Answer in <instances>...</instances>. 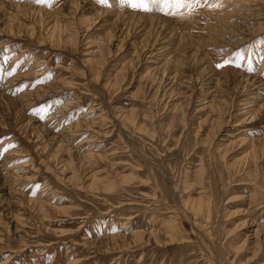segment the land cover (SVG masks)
<instances>
[{
  "label": "rangeland",
  "instance_id": "1",
  "mask_svg": "<svg viewBox=\"0 0 264 264\" xmlns=\"http://www.w3.org/2000/svg\"><path fill=\"white\" fill-rule=\"evenodd\" d=\"M72 1L0 6V264H264V0Z\"/></svg>",
  "mask_w": 264,
  "mask_h": 264
},
{
  "label": "bare ground",
  "instance_id": "2",
  "mask_svg": "<svg viewBox=\"0 0 264 264\" xmlns=\"http://www.w3.org/2000/svg\"><path fill=\"white\" fill-rule=\"evenodd\" d=\"M79 1H81V0H73L72 1V3H73V5H74V7L76 8H78L79 7ZM229 1V0H228ZM256 1H259V0H251L250 2H247V4L248 5H251V6H255V7H258V5H259V2H256ZM14 2H16V0H8V3H5V2H0V6H8V7H10L11 9H15L16 11H20V13H21V11H24V13H26V12H28V6L26 5V6H24V5H18V4H12V3H14ZM250 3V4H249ZM71 9V8H70ZM260 9V8H259ZM8 10H10V9H8ZM256 10H258V8L256 9ZM256 10H254V11H256ZM254 11H251V12H254ZM39 12H42L40 9H39ZM60 12V11H59ZM105 12V11H104ZM258 12V11H257ZM23 13V15L25 16V14ZM27 14V13H26ZM254 14H256V13H254ZM18 15H20L19 13H18ZM120 15V14H119ZM22 16V15H21ZM27 16V15H26ZM60 16V15H59ZM260 16V15H259ZM252 17V16H251ZM256 17V16H255ZM252 19V18H251ZM256 19H258V17H256L255 18V20ZM250 20V19H249ZM263 20H264V17H263ZM10 21V20H9ZM86 22V21H85ZM248 22V21H247ZM11 24H10V29H9V31L10 32H12L15 28H17V27H14V26H17L18 24H16L15 22H14V20L12 19L11 20V22H10ZM13 23H15V24H13ZM55 28H53L51 31H50V38L51 39H55L56 38V34L55 33H57L58 32V30H60V29H57L58 28V26H54ZM57 27V28H56ZM74 36V35H73ZM72 39V38H71ZM54 41V40H53ZM69 41V40H68ZM58 45H61L60 43H61V38L59 37L58 38ZM167 45V44H166ZM147 47V46H146ZM153 47V46H152ZM164 47V46H163ZM148 50V49H147ZM140 56V55H139ZM32 62V60H29L28 61V63L26 64V65H28L29 63H31ZM39 67H37V69H38ZM31 75V74H30ZM26 76H27V74H26ZM25 75L24 76H16V77H14V78H11L10 80H8L7 82H5L6 84H4L3 86L5 87L4 88V90L2 89V91H3V93H5V91L7 92V93H9V94H12L11 93V91L10 92H8V90L10 89V88H12V86L14 85V83L19 79V78H23V77H26ZM34 77V76H33ZM20 80V79H19ZM5 81V80H4ZM55 82V81H54ZM56 84V83H55ZM54 84V85H55ZM53 85V84H52ZM56 85H58V84H56ZM58 89H59V87H58ZM52 90V87H50V85H48V86H46V87H41V88H39L38 90H36L34 93H32V94H28V91H25L24 93H22L21 95H19L17 98H15V99H13V101H11L12 102V104L15 106V109H17V110H22V108L23 107H27V109H28V102H31V101H33L32 100V97H33V95L35 94V95H37L39 92H41V93H46V92H48V91H51ZM57 90V89H56ZM1 91V92H2ZM60 93V92H59ZM44 95V94H43ZM16 97V96H15ZM0 98L2 99V101L4 100H8V99H10V97H7L6 95H0ZM30 98V99H29ZM38 100V99H37ZM68 104V103H67ZM68 106H71V105H68ZM63 109L65 110V111H67V107L65 106V107H63ZM62 108H61V110H63ZM60 109H59V111H61ZM25 111V110H24ZM61 113H63L62 111L61 112H56L55 113V115L57 114V115H59V114H61ZM64 116V115H63ZM57 117V116H56ZM51 118V119H56L57 121H59V119L61 118V117H59V119H57V118ZM49 119V118H48ZM50 120V119H49ZM47 122V121H46ZM55 122V121H54ZM76 123V122H75ZM48 125V124H47ZM35 127V126H34ZM36 128V127H35ZM49 128V127H48ZM66 128V127H65ZM64 128V129H65ZM81 128V127H80ZM76 129H78L77 128V126L75 125V127L74 128H68L67 130H76ZM62 130V129H61ZM67 130H65V131H61L60 133L61 134H59L58 135V143L59 144H64V140H65V137H64V135L66 134V131ZM79 130V129H78ZM44 132H48V131H45V130H43ZM50 131V130H49ZM82 131V130H81ZM68 132V131H67ZM75 132H77V131H75ZM59 133V132H58ZM48 134V133H47ZM50 134H51V132H50ZM54 134V133H53ZM67 134H69V133H67ZM67 139V138H66ZM67 143V142H66ZM66 147V146H65ZM62 148V147H61ZM15 153V152H14ZM10 155V156H9ZM11 155L12 154H7V155H5V158L4 159H7V158H11ZM3 164V168L5 167L6 168V166H7V164H8V162L5 160L4 161V163H2ZM13 167H15V166H13ZM13 167H11L13 170L15 169V168H13ZM9 170V169H8ZM8 170H7V172H8ZM13 170H11L12 172H13ZM15 171V170H14ZM5 175H7L6 173H4ZM8 174H10V173H8ZM10 177H12V176H10ZM29 181V180H28ZM43 190H46V188L45 189H43ZM41 193V192H40ZM41 198V197H40ZM30 202H32V203H34L36 206H39V207H41V206H43L44 204H42V202L41 203H39V202H36V201H33V200H30ZM135 234H137V233H135ZM151 235V234H150ZM154 235V234H153ZM138 236L140 237V235L138 234ZM155 236V235H154ZM136 237V236H135ZM142 237V236H141ZM133 238V237H132ZM143 239V238H142ZM109 240V239H108ZM89 248V247H88Z\"/></svg>",
  "mask_w": 264,
  "mask_h": 264
},
{
  "label": "snow or ice",
  "instance_id": "3",
  "mask_svg": "<svg viewBox=\"0 0 264 264\" xmlns=\"http://www.w3.org/2000/svg\"><path fill=\"white\" fill-rule=\"evenodd\" d=\"M38 3L43 2V0H37ZM101 3H104L105 0H100ZM155 2V0H153ZM166 4H171L172 7L179 10L183 7H190L193 4H199L202 0H164ZM205 2H209L211 6H219L222 3V0H205ZM131 7L140 8L143 10H147V5L144 3V0H130ZM241 54L237 53L235 59H242ZM231 61H225V64L230 63ZM224 65H218V67H222Z\"/></svg>",
  "mask_w": 264,
  "mask_h": 264
}]
</instances>
